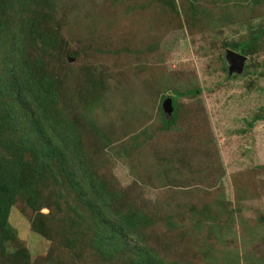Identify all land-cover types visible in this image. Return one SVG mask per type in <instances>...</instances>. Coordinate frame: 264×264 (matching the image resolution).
<instances>
[{"label":"rangeland","instance_id":"obj_1","mask_svg":"<svg viewBox=\"0 0 264 264\" xmlns=\"http://www.w3.org/2000/svg\"><path fill=\"white\" fill-rule=\"evenodd\" d=\"M1 2L11 20H33L30 0ZM32 8L58 41L39 52L68 95L58 107L84 120L85 98L96 104L92 122L77 123L80 140L120 206L155 214L146 241L171 264H264V118L254 120L264 116V35L241 72L227 55L264 27V0H40ZM190 88L201 91L179 97L178 119L164 128L165 99ZM55 192L45 189L43 206ZM51 205L40 214L16 201L9 229L0 228V264H130L128 251L100 257L88 230L68 227L80 215L65 201ZM203 207L211 222L193 217ZM79 210L93 217L87 205Z\"/></svg>","mask_w":264,"mask_h":264},{"label":"trees","instance_id":"obj_2","mask_svg":"<svg viewBox=\"0 0 264 264\" xmlns=\"http://www.w3.org/2000/svg\"><path fill=\"white\" fill-rule=\"evenodd\" d=\"M39 2L30 0L27 8L33 20L26 24L2 14L6 3L3 5L0 0V45L4 46L0 54V228L2 231L9 229L11 208L17 200L40 214H44L41 211L44 207L52 210V203L61 205L65 201L71 211L73 209L81 217L80 221L70 218L68 227L71 226L72 232L75 227L79 231L85 228L81 233L88 230L91 245L100 257L114 259L122 251H128L133 254L130 264H171L144 237L145 230L157 223L155 214L120 206V193L102 183L94 165L95 156L87 143L80 140L83 129L77 123L92 122L88 108H95L96 104L93 105L89 97L85 98L84 120H76V111H69L67 104L58 107L68 95L63 92L60 80L46 69L47 62L39 54L49 45L58 43L37 23L39 10L33 11L31 6ZM191 8L197 12L193 3ZM263 35L264 27H261L248 39L235 43V50H231L248 58L250 49L260 43ZM200 91V88L177 91L171 97L172 113H162L163 127L169 128L177 121L179 97L196 95ZM86 94L93 95L92 89ZM262 118L264 116L259 115L254 120ZM51 184L56 190L53 202L43 206L47 201L45 189ZM73 192L92 212L90 220L79 210L82 205L70 201ZM192 213L200 222L214 219L206 207L194 208ZM261 220L264 221V217ZM32 227L41 231L35 222ZM76 239L68 238L69 244L74 246Z\"/></svg>","mask_w":264,"mask_h":264},{"label":"water","instance_id":"obj_3","mask_svg":"<svg viewBox=\"0 0 264 264\" xmlns=\"http://www.w3.org/2000/svg\"><path fill=\"white\" fill-rule=\"evenodd\" d=\"M227 55L230 58L231 64H230V70L241 72L244 66V62L246 60V57L234 50L228 49ZM163 109L164 111L170 115L172 111L174 110L173 106V100L171 97H167L163 103Z\"/></svg>","mask_w":264,"mask_h":264}]
</instances>
